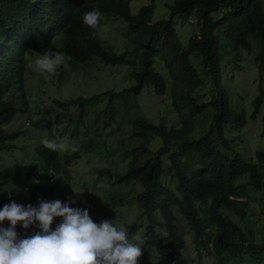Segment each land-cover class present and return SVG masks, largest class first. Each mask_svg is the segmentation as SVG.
Wrapping results in <instances>:
<instances>
[{"label":"trees","instance_id":"16d2710c","mask_svg":"<svg viewBox=\"0 0 264 264\" xmlns=\"http://www.w3.org/2000/svg\"><path fill=\"white\" fill-rule=\"evenodd\" d=\"M132 1L0 0V157L18 148L16 141L21 131H11L5 125L11 124L20 111L31 109L25 82L27 75L34 72L29 67L28 56L35 58V54L39 57L45 52L63 53L68 66L57 68L61 78L78 74L80 68L86 69L88 63L98 58L107 64L127 66L133 81V85L122 91L55 99L54 104L64 113L58 114L55 120L48 113L44 117L51 140L55 122L63 119L64 114L73 125L69 140L75 139L81 130H87L86 136H90L89 110L98 107L102 96H107V102L98 118L102 116L103 129L113 126L118 121L117 102L124 100L126 93L139 96L145 88H153L157 95H165L169 90L177 117V125L172 126L164 120L155 122L147 115H138L130 124L127 137L116 136L114 139L118 142L110 144L89 137L83 147L85 151L78 147L75 152L63 154L43 144L36 145L34 154L41 160L43 169L40 168L35 178L27 171L21 190L14 192L20 193L15 202L36 206L40 199H49L60 190L56 180L62 172L88 152L108 153L110 160L124 154L127 162L122 170L107 164L96 172L109 185L123 187V191L112 197L123 204L134 202L140 217L148 222L138 264H147L146 255L153 251L164 257L163 264H180L186 245L177 226L180 214L190 223L198 245L206 246L200 237L215 226L221 236L215 244L217 252L264 251V243L254 244L252 236L224 213L234 210L239 215L245 214L248 201L230 198L247 196L249 185H237V177L250 173V185L264 191V149L256 152L255 159L247 161L236 149L232 135L227 136L229 129L239 131L246 126L248 113L244 108H233L221 69L224 41L231 42L238 58L242 50L253 52L256 48L258 75L251 84L257 87V94L252 100L250 117L257 119L264 105V0H174L166 4L170 10L168 18L156 22L153 21L154 0L141 7L136 15L131 12ZM92 8L110 14L105 21L100 18L96 28L83 23V14ZM111 15L122 18L128 27L127 34L126 29L121 33L126 37V49L120 53L107 49L99 38L107 20L116 18ZM192 19H196L198 33L189 35L177 22ZM193 55L198 57L196 61ZM164 71L166 77L162 74ZM204 76L211 81L207 87ZM73 107L77 110L74 119L70 115ZM207 112L213 114L211 125L196 137L195 124ZM157 138L161 140L157 143L160 146L154 150L152 144ZM26 147L22 151H27ZM165 155L170 162L171 176L176 180L175 188L164 180ZM33 165L38 167L36 161ZM84 195L74 197L80 199ZM12 201V197L0 196V209ZM89 215L96 223L108 220L97 212ZM8 226V222L0 225ZM126 226L132 235L136 234L134 222ZM233 237L243 245L234 244Z\"/></svg>","mask_w":264,"mask_h":264},{"label":"rangeland","instance_id":"374dc122","mask_svg":"<svg viewBox=\"0 0 264 264\" xmlns=\"http://www.w3.org/2000/svg\"><path fill=\"white\" fill-rule=\"evenodd\" d=\"M173 1L154 0L156 4L153 15L154 22L168 18L170 10L166 4H171ZM150 2L151 0H133L131 3L132 14L136 15L141 7ZM108 16L110 14H101L100 18L105 21V18ZM111 16L122 19L116 15ZM116 18L107 20V24L103 25L99 33V38L107 49L120 53L126 49V37H123L121 33L126 29L127 34L128 27L125 21ZM177 23L182 25V29L185 30L186 34L192 35L193 33H198L196 19H192L189 22L179 20ZM178 27L179 25L177 24ZM232 36L234 37L236 34L233 32ZM229 39L231 38L228 37ZM182 40L185 42L183 36ZM256 52V48H254L253 52L242 50V56L238 58L230 41L222 43L223 57L221 69L223 72V84L228 89L233 108L237 110L244 108L248 113L246 126L241 127L239 131L235 130V128L229 129L230 133L227 132V136L231 137L232 135L236 142V149L245 160L255 158V153L264 149V138L262 136L264 105L257 119L253 120L250 117L253 109L252 100L257 94V87L251 84V81H254L258 75L257 64L255 62ZM36 58V54L35 58L28 56V62ZM192 59L196 61L198 57L193 55ZM196 64L200 66L199 62ZM237 64L240 66L236 67ZM85 68H80L78 74L65 75L62 76L63 78L57 73V70L54 73L32 72L27 75L25 86L31 109L29 112L20 111L11 124L5 125L6 129L21 131L22 134L16 141L17 150L9 151L0 157V166H2L0 171V196L5 197L7 195V197H12L14 201H18L16 199H19L20 193L14 192L21 190L27 171L29 170L30 175L35 178L40 168L43 169L42 162L34 154L33 147L42 144L43 138L51 140L44 117L46 119L48 114H50L52 119L55 120L58 114L64 113L62 109L54 104L55 99H71L79 96L89 97L111 90L122 91L133 85L127 66L107 64L98 58H94L93 62L88 63ZM162 74L166 77L165 71ZM204 79L205 87H207L211 81L205 76ZM206 90L209 92L208 89ZM169 95V90L165 95H157L153 88H145L139 96L126 93V98L117 102L119 111L118 121L113 126L104 129L102 116L98 118L99 113L103 114L107 102V96H102L98 107H92L89 110L88 127L91 132L90 136H86L87 130H81L75 139L69 140L73 125L68 122V116L64 114L63 119L55 122L53 127L54 139L52 140L58 143L60 141H67L70 144L74 143L82 149L89 137H94L95 141L99 143L104 140L109 144L113 142L117 143L118 140L114 139V137L121 134L123 137H127L129 135L130 124L138 115H147L155 122L164 120L167 124L176 126L177 117L172 109ZM76 114V108H71L70 115L73 119L76 117ZM212 118L213 114L210 115L207 112L205 118L199 119L195 124L194 136L198 137L207 131L213 120ZM27 119L30 120L29 124L26 122ZM160 141V138H157L153 142L152 147L154 150L159 148L160 144L157 143ZM24 147H26L27 151H22ZM83 150L85 151V149ZM68 151L71 150L69 149ZM68 151L61 153L65 154ZM106 154L108 153L88 152L82 158L75 160L56 180V183L60 186V190L45 201L60 200L64 203L67 202L68 198H71L76 201V203L70 205L71 207L86 209L91 213L97 212L101 217L106 216L117 227L123 226L127 229L131 242L143 246L145 228L148 224L146 218L140 217V210L134 202L123 204L119 200H115L112 197L113 194L117 196L119 191H123V187L109 185L106 179L98 176L96 172L98 168H105L107 164L111 165L113 169L122 170L127 162V157L124 154H120L110 160ZM35 161L38 167L33 165ZM169 163L165 155L164 180L170 187L175 188L176 180L171 176ZM32 168L36 170H32ZM246 177L247 175L240 177L241 181L239 183H249V179ZM95 185H97V188L94 190ZM4 193L6 194L3 195ZM83 194L85 195L80 199L74 197ZM240 200L248 201L245 216L247 220H243L234 210L227 211L225 214L226 216H231L234 221L247 230L256 244L261 245L264 243V197L261 192L250 191L248 198H241ZM36 206H38V203ZM60 222L61 218H56L52 228L55 229ZM133 222L137 226L136 234L134 235L131 234L130 227L126 226L128 223L132 224ZM177 226L179 233L185 238L187 243L180 264L220 263V259L214 254L211 246L206 249L204 246L195 245L193 231L182 214L177 217ZM21 228L18 225L16 231L23 237L39 231L34 225L30 226L27 230ZM215 236L216 228L212 226L204 235L203 241L211 245ZM200 248H204V250L200 252ZM146 257L147 264H163L165 261L164 257L156 251L150 254L147 253ZM226 260L228 261L221 264H264V251L246 252L226 258Z\"/></svg>","mask_w":264,"mask_h":264},{"label":"clouds","instance_id":"9594fccd","mask_svg":"<svg viewBox=\"0 0 264 264\" xmlns=\"http://www.w3.org/2000/svg\"><path fill=\"white\" fill-rule=\"evenodd\" d=\"M101 14L103 13L92 8V11L83 14V23L90 28H96ZM62 65L64 67L68 66L65 56L61 52H45L35 60L29 61V67L34 72L54 73ZM26 122L29 124L28 119ZM42 144L52 151L64 152L70 149L75 152L78 150L77 145L70 144L67 141L58 143L55 140L43 138ZM253 159L255 158L247 161ZM244 175H247L246 178L249 179V183H239L241 181L239 178ZM244 175L237 177L235 180L237 185H249L247 196H231L230 198L246 201L240 199L248 198L250 191L261 192L264 197V191H259L250 185L251 174ZM74 203H76L75 200L68 198L67 202L64 203L60 200L45 201L40 199L38 206L31 204L25 206L15 201L5 204L0 209V225L8 221L9 226L6 228L0 227V264H138L139 258L142 256V246L130 241L125 227H117L112 220H102L100 223H96L90 217L88 210L70 206ZM237 215L243 220H247L245 217L246 208L244 215ZM227 217L233 220L231 216ZM56 218H61V222L53 229L52 225ZM234 222L240 226L236 221ZM18 225L25 230L34 225L39 231L25 238H20L16 231ZM242 229L248 233L247 230ZM207 231L205 230L200 237V241H203ZM217 238L221 239L218 230H216V236L211 245L205 241L206 246L198 245L195 242L193 231L195 245L204 246L206 249L211 246L214 254L220 259L219 264L228 261L226 258L246 253L217 252L215 248ZM231 241L234 244L243 245L235 237ZM254 244H256L255 241ZM204 248H200V252Z\"/></svg>","mask_w":264,"mask_h":264}]
</instances>
